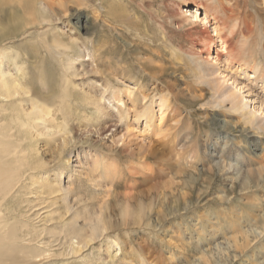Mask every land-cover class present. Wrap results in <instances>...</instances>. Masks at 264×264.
<instances>
[{"label":"rangeland","instance_id":"1","mask_svg":"<svg viewBox=\"0 0 264 264\" xmlns=\"http://www.w3.org/2000/svg\"><path fill=\"white\" fill-rule=\"evenodd\" d=\"M144 1L90 0L64 11V0H42L56 20L18 33L32 15H23L16 0H0V28L19 27L0 42V67L11 68L5 54H16L21 72L10 73L22 79L24 97L38 96L37 106L48 103L53 115L45 118L48 130L26 131L31 156L16 178L22 211L12 226L18 232L22 216L35 229L30 243L51 240V246L32 258L16 241L0 247L14 252L16 264H264V133L254 129L264 125V84L254 80L249 62L229 64L220 42L209 56L187 51L179 16L168 14L176 7L193 19V2L200 0ZM225 1L235 11L244 8L250 21L256 11L258 27L264 25V0ZM197 12L194 23L214 35L205 9ZM176 31L173 44L164 39ZM263 31L246 30L248 36L234 40L235 51L257 59L262 77ZM55 38L68 48L52 46ZM199 68L206 76L194 77ZM226 74L229 80H221ZM218 81L233 88L254 124L207 89ZM140 107L147 117L137 113ZM156 143L163 156L151 151ZM99 217L98 237L77 245ZM74 219L82 230L64 235Z\"/></svg>","mask_w":264,"mask_h":264},{"label":"bare ground","instance_id":"2","mask_svg":"<svg viewBox=\"0 0 264 264\" xmlns=\"http://www.w3.org/2000/svg\"><path fill=\"white\" fill-rule=\"evenodd\" d=\"M41 1L42 0H16V3L20 7V12L23 15L31 14L32 17H30L28 19L29 21L27 23H24L20 28L16 27L14 29H10L11 27L7 26L8 24H4V26H2V28H0L1 30H3L0 33V42H4L6 39L11 38L9 36H11L13 34V32L17 31L18 28H19V30H18V33H19V32H22L23 30H25L30 25H34L36 23L38 24L40 22H45L47 25H50V23H52L53 20H56V16H57L56 13H53L51 11L52 8H49L48 6L47 7L43 6L41 4L42 3ZM89 1L90 0H64V2L66 4V5L64 4L65 5L64 11L69 10V7L67 5L68 3L74 4L76 6L75 8H80L81 6H87L88 5L87 3H89ZM139 1L142 5L145 4L144 0H139ZM224 1L225 0H214V1L211 0V2L208 3L205 0L204 1L200 0L198 2H193L194 6L196 8L193 11L194 14H192L193 19L187 18L186 15L181 14L180 10H179L180 12H178L176 10V7L174 9V13L171 12L168 14V16L173 17V14H175V13L177 14L175 16H179L178 19L181 22H179V24H177L178 26H176V27L180 28L181 31H183V32H181V33H183L182 34L183 37L181 39L188 43V48H187L188 52H191L192 54L198 55V56H200L204 52L207 56H209L211 51H212V46H214L216 44V41L220 42V44L224 47V49H226V53H225L226 56L225 57L228 58L227 60H228L229 64H231V62H233V63L237 62L239 66H241L243 64V66L245 67L246 64H248V62H249L251 65V68L253 69V74L255 75V76H253L254 80H256L258 82H263V84H264V77H262L263 69H262L261 65H258L257 63H255V61L257 59L255 58L256 60H253V59H251V56H250V59L248 57L247 58L248 60H247L244 58V55L242 56V54L238 50V48H236L238 51H235V49H234L235 45H237V44L234 45V40L241 33L244 34V32L246 30H255L257 27L258 31H261V27L263 28L264 25L261 26L260 28L258 27V25H260V23L262 25L263 20L261 21L259 14L256 13V11H255V13L253 14V17L250 21L247 19V15L244 11V8L238 9V11H235L234 9L231 8V6H230L231 3L225 4L226 1L225 2ZM38 3L41 6L38 5ZM248 3L244 2L243 4L246 7V5ZM177 6H179V5L177 4ZM185 6L188 7V2L186 3ZM172 8H174V7L172 6ZM199 8L205 9V13H204L205 16H207L209 18V21L212 22V24H213V31L215 33L214 35L210 34L211 31H209L210 29L207 28L208 26L201 28V27H198L194 23V21H196L198 18L196 13H198L197 11ZM235 8H237V7H235ZM179 9H181L180 6H179ZM183 11L184 10L182 9V12ZM30 19H34V21H32ZM166 23H168V22H166ZM161 24H163V23H161ZM161 27H162V29H164L166 31L164 25H161ZM171 30L173 32L175 31L173 29H171ZM178 32H180V31H176L174 33V35H171L168 37L165 36L164 39H167L168 42L173 44L174 39H177L174 37H175V35L177 36ZM165 33L168 34L170 32L166 31ZM254 33L252 36H254ZM263 33H264V31H263ZM240 36H242V35H240ZM247 36H248V34H247ZM55 39H53V41H52V46H54V47L64 46L65 48H68V44L63 43L62 38H59V40H57V39L55 40ZM176 42H177V40H176ZM12 48H13V46L10 45V46H7L5 49H12ZM244 51H245V53L248 52V50H244ZM250 51L251 50H249V52ZM255 51L253 53H255ZM257 52H259V51L257 50ZM68 55L69 54L67 53V60L72 61L73 58L71 57V55L70 56H68ZM5 57L7 59V64L9 61L13 60L12 66L14 65V67H12L11 65H10L11 68H9L8 65L4 66L3 68L0 67V247L6 248L10 242L16 241L18 249L20 251H26L27 253H29L27 255V258L28 257L32 258V257H38L40 255H43L42 254L43 252H44V254L46 252H48L49 247L51 246V240H48L47 242L40 241L37 244H31L30 242L35 239V237L33 236L35 233V229L32 226H30L22 216H20L21 222L23 223L22 228L19 229L18 232L13 230L12 226H13V224H15L18 221L19 211H22L21 206H20L21 199L19 197H17L16 195H14V192H17L19 187H21V185L18 184V181H16V178L20 177L22 175V171H21L22 167L24 166V164H26L27 157L31 156L30 152H31L32 146H29L30 140L27 139L26 131H28L31 127H39L40 125H42V130H44V129L48 130V123L49 122L45 121V118H52L53 115H52L51 110L49 109L48 103L44 102L41 105H39V107L37 106L38 105L37 102L39 101L37 98L38 96H35L34 99H32L30 96L27 99L24 97V94L28 93V90H25L24 83L21 81L22 79L19 76L13 75L10 73V70H16L18 72V74H19V72H21L22 66L20 64H18L16 61H14V60H16L17 55L15 54V55L10 56L7 53V54H5ZM215 57L217 58L218 55H216ZM219 57H221V56H219ZM217 59H219V58H217ZM68 64L69 63H67V66H66L67 70H73V65H71V64L68 65ZM180 66L181 65H179V67ZM200 70L201 69L199 68V70H198L199 72H194L195 73L194 77H196V75L199 76V74L201 76V73H203L204 69H202V72H200ZM207 70H209V69H207ZM193 71H194V69H193ZM216 71H218L219 75L223 73L222 69H221V71L219 69H216ZM210 73H211V71H210ZM212 74H214V73H212ZM203 76H206L205 71H204V75L202 74L201 77H203ZM209 76H211V74ZM227 76H228V74L220 76L221 80L228 81L229 79H226ZM251 76L252 75H249V78ZM131 78L132 77H128V79L133 80V83L137 84L139 82V81L137 82L136 79H134V78L131 79ZM139 78H141V77H139ZM209 78H211V77H209ZM213 79L215 80L214 76H213ZM197 80H198V78H197ZM197 80H195V82ZM208 86H209V88H207V89L208 90L211 89L213 91V93H212L213 95L219 93L220 94L219 96L221 98H223L222 101L223 100L229 101L230 110H232L233 112H239V111L241 112L240 116H242V118H240V120H242L243 123H246L248 125L249 123L251 124V120H252V123L254 124L255 117L252 114L248 115L247 117L244 116L245 113H243L241 110V104L239 102L240 100H238V99L236 100V98L238 96L235 98V93L232 92L233 88L225 89L223 84L220 83V81L217 82V84L215 86L216 88L210 86L209 84H208ZM236 86H237V84L235 85V88H236ZM263 88H264V86H263ZM24 102L29 103V105H27V104L22 105ZM88 102H89V100H88ZM219 104H221V103H219ZM28 106H30V107H28ZM8 107H11L13 109V113H10ZM145 109H147V107H145L144 109L140 107V110H138L137 113L140 116L147 117ZM261 109H262V111H264L263 106H261ZM18 110H20V112L24 115L23 118L20 116V113ZM251 113L255 114V111H252ZM38 121L41 122L42 124L39 123ZM261 128L263 129L262 130V134H263L264 133V125H262L260 127H254V129L257 131L260 130ZM158 137H159V135H158ZM152 145L149 147V149H152L151 148ZM156 146L157 147L151 151H154L156 154H160L163 156L164 155L163 154V147L161 146V144L156 143ZM254 149H256V148H254ZM146 151H148V150H146ZM143 155H144L143 157H145V158L150 157V153H148V152L143 153ZM210 155H212V154H210ZM253 155H256V153H253ZM16 157H17V159H16ZM236 157H240V155L236 154ZM234 166L235 165H233V167ZM178 202H180V201H178ZM99 223H101L100 217L97 219L96 223H95V221L93 222V225L91 226L92 231L89 235H87V236L78 235L77 237L79 239L81 238L80 239L81 241H79L77 245H80V246L81 245H87L92 239L98 237L96 231H98V229H99V225H98ZM75 224H76V220L74 219L70 223L68 230H66L64 232V235H66L68 231L76 234V232H79L82 230L83 227H80V226L76 227ZM100 229L101 230H99V231H101V233H102L104 226L101 227ZM36 232H37L38 236L42 233L41 231L37 230V228H36ZM101 233H100V235H101ZM24 236H28V237L24 238ZM94 236H96V237H94ZM20 238L22 240H25V239L27 240V242L23 243L22 246H19L20 242H18V241ZM2 244H3V246H2ZM4 248H0V264H5L6 261H8V264H16L14 261V257H13L14 252H12L11 250H8V249H4ZM80 249H81L80 247H78L77 249L75 247L72 248V250L74 252H76ZM15 250H16V248L14 249V251ZM46 255H47V253H46ZM135 255H136L135 258H139L137 253H135ZM45 258H48V257L46 256ZM40 260H42V259H40Z\"/></svg>","mask_w":264,"mask_h":264}]
</instances>
